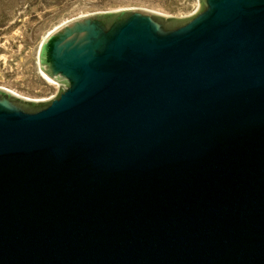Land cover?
I'll list each match as a JSON object with an SVG mask.
<instances>
[{
    "label": "water",
    "instance_id": "water-1",
    "mask_svg": "<svg viewBox=\"0 0 264 264\" xmlns=\"http://www.w3.org/2000/svg\"><path fill=\"white\" fill-rule=\"evenodd\" d=\"M40 66L52 100L0 88V264H264V0L80 16Z\"/></svg>",
    "mask_w": 264,
    "mask_h": 264
},
{
    "label": "rangeland",
    "instance_id": "rangeland-1",
    "mask_svg": "<svg viewBox=\"0 0 264 264\" xmlns=\"http://www.w3.org/2000/svg\"><path fill=\"white\" fill-rule=\"evenodd\" d=\"M199 9L200 0H0V88L25 96L21 84H37L45 38L74 18L126 10L184 18Z\"/></svg>",
    "mask_w": 264,
    "mask_h": 264
},
{
    "label": "built area",
    "instance_id": "built-area-1",
    "mask_svg": "<svg viewBox=\"0 0 264 264\" xmlns=\"http://www.w3.org/2000/svg\"><path fill=\"white\" fill-rule=\"evenodd\" d=\"M36 80L37 84H35L34 87H31L29 85L26 86L24 83L21 84L23 88H26L25 96L16 94L17 92L12 93L23 99L37 102H48L58 95L61 84L48 77L43 71H40L39 76L36 77ZM49 86H53V88H55L56 90L54 92H51Z\"/></svg>",
    "mask_w": 264,
    "mask_h": 264
},
{
    "label": "flooded vegetation",
    "instance_id": "flooded-vegetation-1",
    "mask_svg": "<svg viewBox=\"0 0 264 264\" xmlns=\"http://www.w3.org/2000/svg\"><path fill=\"white\" fill-rule=\"evenodd\" d=\"M39 62H40V59H39ZM39 68L41 69V66H40V63H39ZM42 71V70H41ZM62 82V86L63 87H65V86H68V82L66 81V80H62L61 81ZM8 91V90H7ZM12 93V92H11ZM13 94V93H12ZM17 96V95H16ZM19 97V96H18ZM19 98H21V97H19ZM26 100V99H25ZM27 101H29V100H27ZM31 104H33L34 106H36V107H38V103H44V102H42V101H40V102H37V101H29Z\"/></svg>",
    "mask_w": 264,
    "mask_h": 264
}]
</instances>
